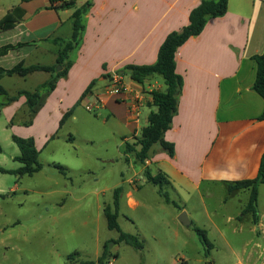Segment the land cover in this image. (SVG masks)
Returning <instances> with one entry per match:
<instances>
[{
  "label": "crops",
  "instance_id": "crops-1",
  "mask_svg": "<svg viewBox=\"0 0 264 264\" xmlns=\"http://www.w3.org/2000/svg\"><path fill=\"white\" fill-rule=\"evenodd\" d=\"M87 2L92 5L85 18L82 44L72 52L67 76L58 80L35 123L47 126L49 122L56 129L72 107L90 100L101 102V110L110 109L119 116L126 128L133 129L136 139L141 135L138 129L143 110L154 106L152 93L165 91L166 85L159 82L158 76L138 83L123 72L126 92L120 97H109L105 93L109 75L129 65H154L168 35L189 25L191 12L202 0H84L80 6ZM17 6L25 10L24 21L0 34V48L18 43L25 46L0 56V69L23 63L25 67L57 66L58 70L61 66L55 40L71 38L74 9L56 11L50 0H19L11 6L1 5L0 20ZM67 23V36L61 35ZM263 52L264 0H229L227 13L209 19L202 34L192 37L177 52V73L184 85L178 113L165 135L166 141L175 146V156L170 157L157 145L143 165L149 172L156 166L157 174L165 173L173 190L186 188L189 194L195 192L185 205L189 207L192 201V210L199 217L205 216L209 226L197 219V228L208 237L213 230L225 233L226 244L233 248L231 241H238L248 229L251 238L245 246L264 250V183L258 188L257 224L251 213H244L250 191L229 189L231 183L256 179L264 156V120H259L264 113V99L253 89L257 77L253 57ZM50 77L44 71L25 77L3 76L0 85L15 96L20 91H36ZM15 78L28 88H16L11 83ZM6 79L8 86L3 83ZM0 97L3 102L4 97ZM26 100L21 97L5 106L0 117L11 120L27 108ZM76 118L73 113L71 119ZM69 139L75 140L73 135ZM123 139L128 142L127 136ZM217 192L222 196L218 197ZM218 215L223 217L222 223L216 222ZM255 251L253 255L259 252Z\"/></svg>",
  "mask_w": 264,
  "mask_h": 264
},
{
  "label": "rangeland",
  "instance_id": "rangeland-1",
  "mask_svg": "<svg viewBox=\"0 0 264 264\" xmlns=\"http://www.w3.org/2000/svg\"><path fill=\"white\" fill-rule=\"evenodd\" d=\"M76 1L77 6L84 2ZM17 2L0 0V7ZM67 29L70 23L60 34L66 35ZM157 79L165 86L162 77ZM3 83L8 86V79ZM11 83L16 88H28L19 78ZM156 110L155 106L143 110L138 133L148 125L149 112ZM74 113L76 119L70 117L61 127L63 116L56 129L49 122L47 126L35 120L31 123L28 108L11 120L0 117V169L22 167L15 161L20 149L13 136L34 140L42 167L32 176L0 170V264L97 261L106 244L112 255H118L108 264H264L262 248L245 246L251 238L248 229L238 241H231L234 248L226 244L225 233L214 230L208 237L213 248L202 243L196 220L209 227L208 220L192 210V201L189 207L185 205L196 193L167 186L165 191L175 205L167 204L159 187L147 182L146 169L136 154H126L123 137L127 136L131 144L136 140L133 129L126 128L119 116L110 109L88 111L86 104H79ZM71 135L75 140L69 139ZM150 172L157 174V167H151ZM118 187L123 191L116 205ZM217 196L221 197V192ZM131 200L136 204L131 205ZM107 208L118 212L121 231L137 236L143 249L112 242L120 233L109 228ZM184 212L192 223L190 227L179 219ZM215 219L223 222L221 215ZM255 250L259 252L253 255Z\"/></svg>",
  "mask_w": 264,
  "mask_h": 264
},
{
  "label": "trees",
  "instance_id": "trees-1",
  "mask_svg": "<svg viewBox=\"0 0 264 264\" xmlns=\"http://www.w3.org/2000/svg\"><path fill=\"white\" fill-rule=\"evenodd\" d=\"M22 1L31 2L34 0ZM50 3L51 8L56 11L74 9L71 17L73 21V33L71 38H59L55 40V43L59 46L58 65L62 67V70L58 71L57 66L48 67L43 65H33L25 67L23 63L16 65L12 69H0V78L3 76L14 75L25 77L37 71L49 72L51 74V77L34 92L20 91L15 96H11L8 91L0 85V96L5 99L0 103V111L10 103L18 101L21 97H26V106L29 110L31 123L43 107L46 98L56 89L58 80L67 76L69 69L72 66V62L70 61L71 54L82 44L83 34L86 28L85 18L92 5L90 2H87L78 7L77 1L57 5V0H50ZM228 6L229 0H202L201 4L191 12L189 25L181 31L173 32L168 35L159 50L158 60L154 65H129L119 71L120 73L127 72L131 75V78L138 83H144L147 79L160 76L164 79L166 85L165 91H155L152 93L153 105L157 108V111L152 112L149 115L148 125L142 129L140 137H135L136 141L133 144L126 142V154L135 153L137 160L142 165H146V161L151 157L153 148L157 145L170 157L175 156V146L174 144L166 141L165 135L172 128L173 119L178 113L179 98L182 94L184 85L183 78L177 73V52L192 37L202 34L209 19L223 17L228 11ZM24 17L25 10L20 6L15 7L0 20V34L17 27L24 21ZM23 46H25V44L22 43H18L16 45H6L0 48V56L7 55L9 52L20 49ZM253 60L257 63V77L253 89L264 99V52L260 55L254 56ZM94 84L95 82L87 89L83 97L90 92ZM79 104L80 102L64 115V118L61 121V127L63 126L64 121H67L73 115L75 108ZM259 120H264V113L259 117ZM13 141L20 149V155L15 158V161L20 162L22 167L13 171L0 170L4 173L17 174L21 176H32L40 171L42 168L38 160L40 151L36 147L34 140L13 136ZM0 152H2L1 146ZM146 180L147 182L159 187V193L164 197L167 204L175 205V203L170 199L168 193L165 191V187L171 186V182L165 173L159 172L156 176H153L147 169ZM263 183L264 156L262 158L259 175L256 179L238 181L229 185L231 192L236 190L250 191V200L244 213H251L256 224L259 220L258 188L259 185ZM122 191L123 187H118L115 190L116 205H118L119 197ZM105 214L108 220L109 228L111 230H117L120 233L119 238L112 241L114 244L125 243L138 250L144 248L143 243L137 236L121 231L117 220V211L112 212L109 208H107L105 210ZM196 232L200 236L202 243L212 249L213 244L209 240L206 232L198 228L196 229ZM208 252H210V249ZM111 257L116 258L118 255H112L108 250V244H106L102 256L99 257L97 261H84L80 264H108Z\"/></svg>",
  "mask_w": 264,
  "mask_h": 264
},
{
  "label": "built area",
  "instance_id": "built-area-1",
  "mask_svg": "<svg viewBox=\"0 0 264 264\" xmlns=\"http://www.w3.org/2000/svg\"><path fill=\"white\" fill-rule=\"evenodd\" d=\"M76 0H57V5H62L64 3L73 2ZM127 90V86L124 80V76L119 71H114L109 75L108 84L105 87V93L109 97H120ZM101 102H92L90 100L87 101L86 109L88 111H97L100 109Z\"/></svg>",
  "mask_w": 264,
  "mask_h": 264
},
{
  "label": "water",
  "instance_id": "water-1",
  "mask_svg": "<svg viewBox=\"0 0 264 264\" xmlns=\"http://www.w3.org/2000/svg\"><path fill=\"white\" fill-rule=\"evenodd\" d=\"M61 67H58V70L60 69ZM180 221L183 225L187 226V227H190L191 226V221L189 220L188 216H187V213L184 212L181 216H180Z\"/></svg>",
  "mask_w": 264,
  "mask_h": 264
}]
</instances>
